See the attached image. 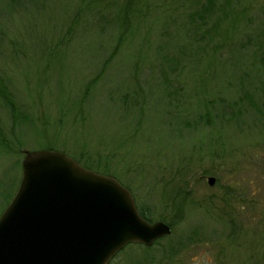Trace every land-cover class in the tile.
Returning <instances> with one entry per match:
<instances>
[{"label": "rangeland", "instance_id": "374dc122", "mask_svg": "<svg viewBox=\"0 0 264 264\" xmlns=\"http://www.w3.org/2000/svg\"><path fill=\"white\" fill-rule=\"evenodd\" d=\"M87 1L0 0V214L22 152L56 150L173 223L108 264H264V0Z\"/></svg>", "mask_w": 264, "mask_h": 264}, {"label": "water", "instance_id": "95a60500", "mask_svg": "<svg viewBox=\"0 0 264 264\" xmlns=\"http://www.w3.org/2000/svg\"><path fill=\"white\" fill-rule=\"evenodd\" d=\"M22 153L17 188L0 214V264H107L132 242L149 247L170 234L164 222L143 219L113 177L65 152Z\"/></svg>", "mask_w": 264, "mask_h": 264}, {"label": "trees", "instance_id": "16d2710c", "mask_svg": "<svg viewBox=\"0 0 264 264\" xmlns=\"http://www.w3.org/2000/svg\"><path fill=\"white\" fill-rule=\"evenodd\" d=\"M83 2H85V0H83ZM131 2L129 1V4L128 5H123V6H121V7H119V9L118 10H116V12L113 14V17H112V20L111 21H114L116 24H118V27L119 28H124V29H126V28H128V25H129V21H130V13H131V9H132V6H131V4H130ZM206 3L208 4V3H211V4H213V0H207L206 1ZM93 4H97V0H89V1H87V3H86V5H88V6H86V7H88L89 9H87V10H89V11H91V7H92V5ZM214 5V4H213ZM214 8V7H213ZM208 9L209 8H206V6L204 7V6H202L200 9H199V11L195 14V16L194 17H197V19H201L200 17L202 16V14L203 13H205V16H206V14H207V12H208ZM87 13V12H86ZM97 13V12H96ZM190 17V19H191V21L192 20H194L193 18V15L191 14V16H189ZM195 21V20H194ZM77 22H78V18H76V20H75V18H73L69 23V28H68V30H67V32L69 33V32H73L74 30H73V28H74V25L76 26V24H77ZM73 30V31H72ZM125 36H122V38L117 42V44H116V46H115V48H114V52H112V54H111V56L109 57V59L108 60H110L114 55H115V52H117L118 50H119V48H120V46H121V44H122V42L125 40ZM107 60V61H108ZM105 62V63H102V66H101V68H100V71L101 72H103V70H104V68H105V66L107 65L106 63H108V62ZM99 71V72H100ZM99 74V73H98ZM6 87H5V84H4V80H2L1 78H0V94L2 95V96H4V95H6ZM87 94V88H86V90H85V95ZM7 102H8V100H7ZM9 103V102H8ZM10 104V103H9ZM8 106H10V105H8ZM10 112H11V116H12V122L15 124V123H17L18 122V116L16 115V113L13 111V109H12V107L10 106V110H9ZM20 137H17L16 139H15V141L14 142H20ZM2 141V139L0 138V148H2V149H4V150H7V148H9V149H11L12 147H13V145L11 146L9 143H5L4 142V140H3V142H1ZM18 144V143H17ZM78 162V161H77ZM80 165H81V163L80 162H78ZM83 165V164H82ZM81 165V166H82ZM83 167H85V168H88L89 169V167H87V166H85V165H83ZM172 194V198L176 195L175 194V192L174 193H171ZM171 198V197H170ZM175 198H177V197H175ZM173 200V202H172V206H173V209H172V213H173V215L175 216V217H177V219H178V217H179V212L177 211V214H176V209L175 208H177L178 206H180V204H179V202H177L176 201V199H172ZM137 210H138V212H139V215L143 218V219H145L146 221H148V222H150L151 221V219H150V217L148 216V213L147 212H145V210L143 209V208H140V207H138L137 206ZM175 213V214H174ZM180 218V217H179ZM173 223L171 222V223H167V225L170 227V229H172V225ZM164 238H166V237H163V238H161V239H158V240H156V241H154L153 242V246L154 245H157V244H159L160 243V241L162 240V239H164ZM135 245H137V244H135ZM138 246H141V245H138ZM143 248H144V246H142ZM150 247H145L144 249H149ZM164 252L165 251H163V255H164ZM167 252V255L166 256H164V257H168L169 259L170 258H172V256H173V253H174V248L171 246V245H168V250L166 251ZM108 264V263H107Z\"/></svg>", "mask_w": 264, "mask_h": 264}, {"label": "flooded vegetation", "instance_id": "af4514ba", "mask_svg": "<svg viewBox=\"0 0 264 264\" xmlns=\"http://www.w3.org/2000/svg\"><path fill=\"white\" fill-rule=\"evenodd\" d=\"M123 186V185H122ZM125 187V186H124ZM126 188V187H125ZM127 189V188H126ZM128 191H129V193H130V195H131V197H132V199H133V196H132V194H131V192H130V190L129 189H127ZM133 202H134V205H135V208H136V211H138L137 210V205L135 204V201H134V199H133ZM139 213V212H138ZM133 244H137V245H141V244H138V243H133ZM143 245H141V247H142ZM153 246V244L151 245V246H149V247H152ZM146 246H144V248H145ZM115 256V255H114ZM115 258V257H114ZM113 257H112V260L114 259ZM111 260V259H110Z\"/></svg>", "mask_w": 264, "mask_h": 264}]
</instances>
